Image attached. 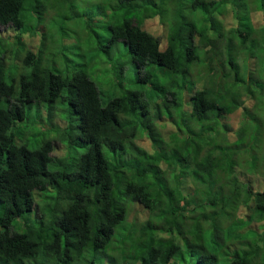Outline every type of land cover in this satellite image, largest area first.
Here are the masks:
<instances>
[{
    "label": "trees",
    "instance_id": "trees-1",
    "mask_svg": "<svg viewBox=\"0 0 264 264\" xmlns=\"http://www.w3.org/2000/svg\"><path fill=\"white\" fill-rule=\"evenodd\" d=\"M0 28V264H264V0H0Z\"/></svg>",
    "mask_w": 264,
    "mask_h": 264
},
{
    "label": "rangeland",
    "instance_id": "rangeland-1",
    "mask_svg": "<svg viewBox=\"0 0 264 264\" xmlns=\"http://www.w3.org/2000/svg\"><path fill=\"white\" fill-rule=\"evenodd\" d=\"M229 16H231V14L229 12H226L222 17L224 19L223 23L225 25V27H227V25L229 24ZM252 16H253V20H254V23L256 22H260V14L259 13H252ZM57 23L60 25H62V27L65 30V32L69 35L67 36L68 39L75 43L74 44V47L76 46V48H72L73 46H71V48H69L68 51H70L71 55H72V58H74V55H75V50H77V53H84V55L86 56L85 58V62L83 64H86L89 59L91 58V54L94 53L92 52L93 50H87V46L91 45V46H94V43L93 41L91 40H88V38L91 36V33L89 31L88 28H86L80 21H78L77 19H74V20H62L60 18V20H57ZM58 25V27H59ZM143 29L147 30L148 32L152 33L153 35H155L156 37H158L160 39V43L163 47H165L166 45V26L165 25H162L160 23H158L157 20H150V21H147L143 24ZM1 29V28H0ZM87 34V35H86ZM0 35H2L3 37L5 36H12L14 35L13 31L11 29H1L0 30ZM88 36V38H87ZM77 38H80L81 42L79 43V46H77L76 44L78 43L77 42ZM93 40H95V38L93 37L92 38ZM38 41H39V37L36 36V37H30V36H27L24 38V43L25 45L30 48V49H33L34 46L36 44H38ZM108 56L107 55H98L96 58L93 59V62L90 64V70H93L94 72V76L92 77L93 80L96 81L97 80H100L102 82H107L109 83V85H107V87L103 88L104 91H102V93L104 94H107L108 91H113L114 89L111 88V85L115 87V85L112 84V82L110 81V76H106V70L109 69L107 68V64H109V62L107 61L108 59ZM106 64V65H102V64ZM98 86V85H97ZM99 87V86H98ZM100 88V87H99ZM115 95H119V94H115ZM184 97H185V93H184ZM245 99V98H244ZM184 101H185V98H184ZM262 101H264V97L261 99L260 102H258V104L262 103ZM245 102H247V100H245ZM242 108H244L243 106H241V108H237V109H234V110H230V115L226 116L225 119L227 120L228 122V125L232 128V129H236L237 126L239 125V122H242ZM222 123L223 120H221ZM57 124L60 125L61 128L64 127V123L62 122H58L57 119H56V122ZM170 127H168L165 131L167 132V130L169 129ZM262 137L264 138V131H262ZM139 143H141L142 146H144L145 148H148L149 146V143L146 141V139H143V140H140ZM250 146L248 145V147L244 148L243 151L245 152H249ZM56 151H55V154L57 155H60L61 154V151L63 148V146L60 144L58 147H56ZM256 150V147L254 148ZM217 162L220 164V165H223V162L221 161V158H218L217 159ZM264 173H262L260 176H254L252 178H250V181L252 182V186H253V189L255 191H264ZM169 176V174L167 175ZM35 196L37 195L36 193L34 194ZM131 208V211H130V214H129V220L130 221H134V219H138L139 221H144L146 220L147 218V213L141 208L139 207L137 204H132L130 206ZM239 215H243V211H240Z\"/></svg>",
    "mask_w": 264,
    "mask_h": 264
},
{
    "label": "clouds",
    "instance_id": "clouds-1",
    "mask_svg": "<svg viewBox=\"0 0 264 264\" xmlns=\"http://www.w3.org/2000/svg\"><path fill=\"white\" fill-rule=\"evenodd\" d=\"M184 111V110H183ZM241 122H239V124H240ZM222 124H224V125H227L228 127H229V129H230V131H235L236 129H232L229 125H228V122H227V120L224 122V123H222ZM172 125V124H171ZM238 127V126H237Z\"/></svg>",
    "mask_w": 264,
    "mask_h": 264
}]
</instances>
